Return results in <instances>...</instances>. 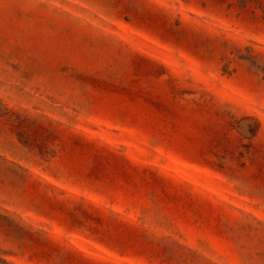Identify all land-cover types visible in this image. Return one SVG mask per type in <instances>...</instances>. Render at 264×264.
<instances>
[{"label":"rangeland","instance_id":"374dc122","mask_svg":"<svg viewBox=\"0 0 264 264\" xmlns=\"http://www.w3.org/2000/svg\"><path fill=\"white\" fill-rule=\"evenodd\" d=\"M0 264H264V0H0Z\"/></svg>","mask_w":264,"mask_h":264}]
</instances>
